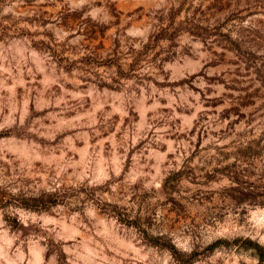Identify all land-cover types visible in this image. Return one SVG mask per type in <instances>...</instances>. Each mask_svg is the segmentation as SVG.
Masks as SVG:
<instances>
[{"label": "rangeland", "instance_id": "374dc122", "mask_svg": "<svg viewBox=\"0 0 264 264\" xmlns=\"http://www.w3.org/2000/svg\"><path fill=\"white\" fill-rule=\"evenodd\" d=\"M256 16L264 0H0V242L33 264L85 246L91 264H264Z\"/></svg>", "mask_w": 264, "mask_h": 264}, {"label": "clouds", "instance_id": "9594fccd", "mask_svg": "<svg viewBox=\"0 0 264 264\" xmlns=\"http://www.w3.org/2000/svg\"><path fill=\"white\" fill-rule=\"evenodd\" d=\"M81 4L84 3H91V0H80ZM5 13L10 12L11 9L10 8H6ZM89 16L91 18L92 21L94 22H99V23H103L106 24L108 22V19H101V17H107V13H106V9L104 8H92V11L89 13ZM264 18V16H256V17H248L247 19H245L242 23V25L240 27L244 28V29H249L251 27H253V20L256 19H262ZM147 31L148 29L145 28L143 30H141L140 28H136L133 32L130 33V35H135V36H139L144 38L145 40L147 39ZM232 38L234 40H239V39H243L242 36L239 35L238 32H233L232 33ZM198 47H203V44H198ZM188 95H191V93H189ZM198 99V97H197ZM155 107V106H154ZM187 123V121H186ZM165 131V129H158L157 130V134L160 135ZM171 145H169V151H171ZM225 183H227V181H225ZM58 186V184H57ZM8 191L10 192L11 195L16 196V197H20L25 195L26 192H29L30 189H25L23 187H17V186H13L11 188L8 189ZM45 193H41V195H44ZM32 223L37 224L39 226H43L40 225V222L38 220V218L36 217H29L28 218ZM147 223V220L145 221ZM48 223H50L49 221H44V225H47ZM50 233H55L56 229H49ZM69 237H58V239H68ZM185 242L188 243H197L200 239H201V235L199 232L193 231L190 235H187L184 237ZM12 246V241L11 240H3L2 242H0V260L5 261V264H33V261L28 259L25 254L23 252H21V250L19 248L16 249H11ZM13 251V257H10L8 255L9 250ZM73 257V264H81V262H84V264H91L90 261V257L93 256L94 254L90 252V250L85 246L83 247V250H79L78 248L74 247L72 249L69 250Z\"/></svg>", "mask_w": 264, "mask_h": 264}]
</instances>
